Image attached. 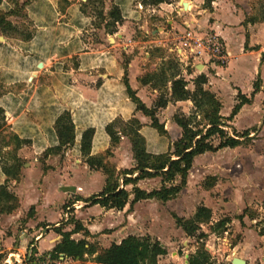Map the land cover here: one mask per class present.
<instances>
[{"label": "crops", "instance_id": "obj_1", "mask_svg": "<svg viewBox=\"0 0 264 264\" xmlns=\"http://www.w3.org/2000/svg\"><path fill=\"white\" fill-rule=\"evenodd\" d=\"M205 1L168 0L158 5L151 0L0 1V11L11 12L6 18L10 27L0 30L2 130L22 142L15 153L21 162L19 180L8 184L19 206L13 213L0 216V264L11 259V264H21L17 260H22L30 248L40 256L51 253L61 240L54 228L63 225V232L71 231V219L88 233H75L71 239L85 240L98 251L128 236H148L166 249L158 264H188L198 242L186 236L170 217L173 213L189 219L200 206L212 214L211 222L200 226L207 234L203 243L211 264H232L234 258L245 264H263L264 235L260 232L264 229L257 227L261 221L257 215L264 208V179L249 187L245 178L229 174V169L222 172L224 169L209 168V164L200 166L199 160L209 153L194 159L185 187L165 203L144 200L132 207L128 203L118 211L86 202L103 191L106 176L85 163L80 151L83 132L94 130L90 156L102 158L114 169L120 184V173L135 167L130 140L123 132L128 121L139 122V133L150 154L165 153L169 144L181 137L173 117L178 113L190 115L192 104L171 101L173 78L183 79L186 89L192 91L193 80L203 74L207 78L205 89L220 101L224 118L230 115L223 112L224 98L230 103L227 112L237 103L239 92L252 101L256 81L259 91L252 99L264 98V20L251 21L255 20L258 0H213L208 5ZM181 2L188 4L187 10ZM114 7L119 9L122 22L110 33L112 18L108 13ZM25 21L28 28L23 26ZM186 27L220 36L226 64L180 63L170 49ZM124 79L147 109L156 110L168 138L160 136L151 127L150 118L136 109ZM161 100L167 104L160 106ZM64 112L71 116L74 142L45 156L46 150L58 146L55 121ZM111 124L117 133L115 143L106 133ZM203 175L204 179L216 178L212 187L194 183L193 178ZM4 180L0 171V183ZM160 185L156 177L140 180L136 186L150 192ZM132 188L124 187L127 192ZM77 197L82 200H75ZM31 208L33 213L28 217ZM68 209L69 218L64 221ZM225 218L230 221L227 231L220 236L212 234L210 226ZM94 257L84 255L81 261L64 257V264H97Z\"/></svg>", "mask_w": 264, "mask_h": 264}, {"label": "trees", "instance_id": "obj_2", "mask_svg": "<svg viewBox=\"0 0 264 264\" xmlns=\"http://www.w3.org/2000/svg\"><path fill=\"white\" fill-rule=\"evenodd\" d=\"M1 1V0H0ZM168 0H151L155 5L167 3ZM213 0H206L208 5ZM97 16L102 17L101 11H95ZM11 12L0 11V30L10 27L6 18ZM112 18V29L110 33L116 31V23L122 22L119 9L114 7L108 13ZM264 17L260 20L263 21ZM107 29V28H106ZM26 38H30L27 34ZM126 91L132 102L136 104V109L141 111L151 120V127L155 129L160 136L168 138L164 126L159 123L156 118L155 109H147L142 102L135 96L130 89L127 80L124 79ZM207 78L200 74L193 80V90L186 89L187 83L179 78L171 82V101H190L192 104V113L188 116L182 113L175 114L173 120L181 129V137L169 144L165 153L154 155L146 150L144 138L140 135V124L137 120L132 119L126 123L124 134L129 138L135 167L130 170H124L122 175V184H119L118 175L114 169L108 164L102 162V158L90 156L91 140L94 135L93 129H87L81 137L80 151L85 163L88 167L95 171H102L106 176V185L101 193L90 197L86 200L89 205H99L105 209H115L121 211L128 203L132 207L134 204L144 200H156L162 203L174 199L186 185V179L189 170L192 167L196 157L206 153H216L222 149H235L242 145V139H248L250 132L245 131L241 134L232 135L224 130L225 122L232 121L239 113L244 105L250 104V100L240 92L236 96L237 103L231 109L227 118L221 116L220 111L222 105L215 94L205 89ZM254 92L252 96L259 91L258 81L254 83ZM251 96V97H252ZM167 101H159L160 106H165ZM3 110L0 108V133L2 130V122L4 121ZM55 131L58 138V146L56 148L46 150L45 156L59 152L63 147L71 146L74 142V126L71 116L68 112L62 113L55 121ZM106 133L112 142L118 141L117 133L114 131L113 124L106 127ZM217 141L215 144L214 141ZM22 142L18 137L9 135L5 146L13 145L9 150V161L0 165V171L5 176V180L0 183V216L13 213L19 206L18 198L8 188L10 181H18L20 177L21 162L16 157V151ZM10 162V163H8ZM136 173L134 178L127 176ZM160 178V187L150 192L144 191L137 187L140 180L150 178ZM179 178V183L175 184ZM208 184L205 188H210L216 182V178L207 177ZM120 185L123 187L120 188ZM132 185L131 192H127L124 187ZM130 195L132 199L129 200ZM75 200H82L77 197ZM130 201V202H129ZM33 213L31 208L28 217ZM248 213L246 209L244 215ZM210 209L200 206L197 207L195 214L184 219L172 214V218L178 228H180L188 237H195L198 242V248L194 254L188 258V264H211L210 255L205 250L203 240L207 238V234L201 231V225H207L211 222ZM241 221L242 216L238 217ZM73 224V229L69 232H63V225L54 228V232L61 236V240L55 245L50 253L53 257H67L71 259L83 260L84 255H94L93 261L97 264H158L159 257L166 254V249L158 241H153L150 237L128 236L119 244H112L108 249L97 250L94 245L88 244L85 240L74 241L71 236L78 232L88 235L87 231L76 220H68ZM68 223V222H67ZM230 223L228 219H221L210 226V232L216 236L222 235L227 231V225ZM264 235V230L260 232ZM202 241V242H201ZM34 252V250H32Z\"/></svg>", "mask_w": 264, "mask_h": 264}, {"label": "rangeland", "instance_id": "obj_3", "mask_svg": "<svg viewBox=\"0 0 264 264\" xmlns=\"http://www.w3.org/2000/svg\"><path fill=\"white\" fill-rule=\"evenodd\" d=\"M257 3L258 5L256 6L257 10L256 15L253 17L254 19L264 17V0H258ZM23 26L28 28L26 21L23 23ZM252 98L253 96L251 97L252 101H250L249 106L239 111V115L237 114V116L233 118L232 121H224V130L228 132V134L232 135L233 132H236L234 134L237 135L248 131L250 132L249 138L242 139L244 140L242 145L235 149H222L216 153H209L205 155L199 160L198 164L202 167L204 165L208 166L209 164V168L213 166L214 168H218L220 171L224 169L222 172H225L229 169V174H240L241 179L245 178L244 184L249 187H256V185L261 183L264 179V131L260 133V129L262 126H264V98L261 97L260 99L256 100ZM223 103L225 107L223 112L229 115L230 111L227 112V109L230 103L226 98H224ZM119 126L123 127L122 123L119 124ZM3 127H5L4 124ZM5 131L7 132L6 129ZM3 132L4 131L0 133V165L6 163L9 159V150L5 146V142L8 140L9 134ZM214 142L215 144L217 143L216 140ZM228 163H230V165L226 166L225 164ZM207 173H209V171H207ZM205 179L204 175L193 178L194 183H199L203 186L204 184H208V181ZM194 187L197 188L198 186L196 185ZM257 205L259 204L257 203ZM261 206H264V199L261 201ZM186 212H189V210ZM257 216L258 218H261L260 223H257V227L263 230L264 208L261 209ZM148 222H151L150 219ZM12 247H14V243L12 244Z\"/></svg>", "mask_w": 264, "mask_h": 264}, {"label": "built area", "instance_id": "obj_4", "mask_svg": "<svg viewBox=\"0 0 264 264\" xmlns=\"http://www.w3.org/2000/svg\"><path fill=\"white\" fill-rule=\"evenodd\" d=\"M170 52L182 64L194 65L196 63H215L223 66L227 62L225 45L220 36L216 33L202 32L197 29L186 27V29L174 40ZM120 184L122 180L120 179ZM76 208V207H75ZM69 209L63 215V220L69 218ZM25 254L22 260H17L21 264H64L65 259L62 256L53 257L50 253L38 255L32 251ZM7 261V264H11Z\"/></svg>", "mask_w": 264, "mask_h": 264}, {"label": "water", "instance_id": "obj_5", "mask_svg": "<svg viewBox=\"0 0 264 264\" xmlns=\"http://www.w3.org/2000/svg\"><path fill=\"white\" fill-rule=\"evenodd\" d=\"M181 6L186 9L187 8V3L181 2ZM232 264H245V262L239 258H234L231 262ZM262 263L264 264V258L262 259Z\"/></svg>", "mask_w": 264, "mask_h": 264}, {"label": "bare ground", "instance_id": "obj_6", "mask_svg": "<svg viewBox=\"0 0 264 264\" xmlns=\"http://www.w3.org/2000/svg\"><path fill=\"white\" fill-rule=\"evenodd\" d=\"M188 7H189V6H188V4H187V8H186V10L188 9Z\"/></svg>", "mask_w": 264, "mask_h": 264}]
</instances>
